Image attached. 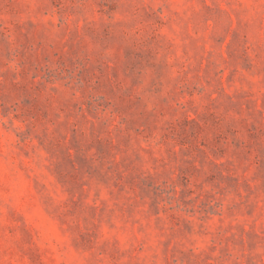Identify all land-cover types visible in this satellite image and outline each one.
Listing matches in <instances>:
<instances>
[{
    "label": "rangeland",
    "instance_id": "1",
    "mask_svg": "<svg viewBox=\"0 0 264 264\" xmlns=\"http://www.w3.org/2000/svg\"><path fill=\"white\" fill-rule=\"evenodd\" d=\"M0 264H264V0H0Z\"/></svg>",
    "mask_w": 264,
    "mask_h": 264
}]
</instances>
